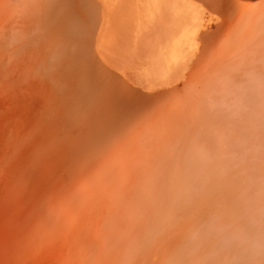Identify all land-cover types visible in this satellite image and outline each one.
<instances>
[{
  "label": "rangeland",
  "instance_id": "obj_1",
  "mask_svg": "<svg viewBox=\"0 0 264 264\" xmlns=\"http://www.w3.org/2000/svg\"><path fill=\"white\" fill-rule=\"evenodd\" d=\"M33 2L0 0V264H264V0H217L251 25L216 43L225 89L167 124H62Z\"/></svg>",
  "mask_w": 264,
  "mask_h": 264
},
{
  "label": "bare ground",
  "instance_id": "obj_2",
  "mask_svg": "<svg viewBox=\"0 0 264 264\" xmlns=\"http://www.w3.org/2000/svg\"><path fill=\"white\" fill-rule=\"evenodd\" d=\"M216 6L217 0H34L30 16L20 19L28 27H19L38 39V64L68 70L62 124H165L191 101L197 106L208 84L225 89L215 75L234 64V54L215 52L216 43L251 23L213 21Z\"/></svg>",
  "mask_w": 264,
  "mask_h": 264
}]
</instances>
